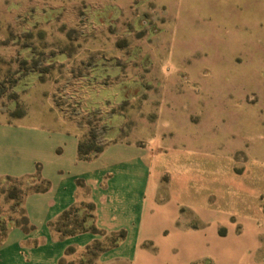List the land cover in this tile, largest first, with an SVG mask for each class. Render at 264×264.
Listing matches in <instances>:
<instances>
[{
    "label": "rangeland",
    "instance_id": "rangeland-1",
    "mask_svg": "<svg viewBox=\"0 0 264 264\" xmlns=\"http://www.w3.org/2000/svg\"><path fill=\"white\" fill-rule=\"evenodd\" d=\"M187 8L170 4L166 24L148 0H0V100L11 117L40 114L50 99L92 150L155 136L159 202L179 205L177 224L194 236L199 209L225 213L250 196L244 187L256 181L257 162L246 160V145L264 123V75H244L217 31L228 20L208 5ZM227 186L244 193L219 201L217 188ZM42 187L0 179L2 224L21 222V193ZM89 216L79 205L64 224L71 231ZM95 250L61 264H92Z\"/></svg>",
    "mask_w": 264,
    "mask_h": 264
},
{
    "label": "crops",
    "instance_id": "crops-1",
    "mask_svg": "<svg viewBox=\"0 0 264 264\" xmlns=\"http://www.w3.org/2000/svg\"><path fill=\"white\" fill-rule=\"evenodd\" d=\"M148 2L161 9L166 24L170 4L185 11L192 5H208L211 14L228 20L217 31L227 35L228 46L241 57L244 75H264V0ZM45 100L40 114L25 109L19 119L11 118L0 100V178L39 176L36 181L48 183L45 191L25 192L21 208L32 229L25 232L11 224L0 245V264L83 260L96 242L121 231L125 238L99 253L92 264H264V123L251 128L258 138L246 145V160L257 162L256 181L244 187L250 196L225 213L199 209L200 234L187 236L177 224L180 206L159 202L162 188L154 174L160 143L155 136L136 134L111 142L99 155L81 160L82 129ZM240 189L217 188L219 201L224 194L226 199L242 195ZM79 205L94 206V225L102 235L62 237L51 227Z\"/></svg>",
    "mask_w": 264,
    "mask_h": 264
},
{
    "label": "trees",
    "instance_id": "trees-1",
    "mask_svg": "<svg viewBox=\"0 0 264 264\" xmlns=\"http://www.w3.org/2000/svg\"><path fill=\"white\" fill-rule=\"evenodd\" d=\"M25 116V111L24 110H20L18 114L16 115H11L12 118H23ZM104 150L103 147L98 148L96 150H92L90 148H87L86 144L83 142H80L79 144V148H78V153H79V158L81 160H89L97 155H99L102 151ZM3 179V178H0ZM7 181H19L17 179H11V178H4ZM27 180H38L40 181L39 176H35L32 179H27ZM43 184L42 188H37L34 189L37 192L40 191H45L48 188V183L46 182H41ZM25 193H21L20 195V204L22 203L23 197H24ZM10 199H15L14 195L12 197H10ZM86 208L90 211V216L88 217V219L90 220V223L87 222V218H83V220L81 221V223L76 224V228H74L71 231L67 230V227L69 226V224H64L66 222L69 221V219L71 218V216L73 215L74 212L77 211V207H73L70 210H68L67 212H65L60 219L51 224V227L58 232L59 234H61L62 237H66V236H72L78 233H83V232H91L93 234L96 235H102L103 233L101 231H99L96 226L94 225V206L93 205H86ZM11 224H14L16 226L21 227L25 232H28L32 229V227L29 224L28 218L25 216V213L23 212V220L21 222L19 221H10L8 225H4L2 224V222L0 221V245L2 244L4 238L6 237V234L8 232L9 227L11 226ZM126 236V233L124 231H121L118 234H114L111 235V237H113V241L111 242V244L108 247H105L101 242H96L93 246H95L96 250L94 252H92V257L93 259L101 252L105 251L108 248H113L115 246H117L119 244V242L121 240H123ZM92 246V247H93ZM92 247H90L88 249V253H90ZM69 252H71V250H69Z\"/></svg>",
    "mask_w": 264,
    "mask_h": 264
}]
</instances>
